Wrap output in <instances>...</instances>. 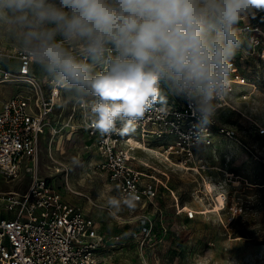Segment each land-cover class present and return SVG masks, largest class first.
I'll list each match as a JSON object with an SVG mask.
<instances>
[{"label": "clouds", "instance_id": "clouds-1", "mask_svg": "<svg viewBox=\"0 0 264 264\" xmlns=\"http://www.w3.org/2000/svg\"><path fill=\"white\" fill-rule=\"evenodd\" d=\"M256 10L264 0H0V26L101 133H122L163 91L211 123Z\"/></svg>", "mask_w": 264, "mask_h": 264}, {"label": "built area", "instance_id": "built-area-1", "mask_svg": "<svg viewBox=\"0 0 264 264\" xmlns=\"http://www.w3.org/2000/svg\"><path fill=\"white\" fill-rule=\"evenodd\" d=\"M242 30L253 47L264 51V30L259 23L247 22ZM3 58L10 60V65L0 64V82H14L19 90L0 110V174L17 178L28 171L31 181L26 190L3 195L0 264H119L118 250L136 246V240L146 239L153 232L147 208L155 203L158 190L136 166V161L142 162L136 151L148 147L172 165L188 169L196 165L204 170L207 160L199 151L212 146L217 135L235 138L237 134L234 127L218 124L216 117L209 124L202 123L185 99L167 91L131 124L129 131L101 133L85 117L83 105L70 100L61 87L46 78L19 45L9 50L0 48ZM245 82L233 60L230 91L221 97L219 107L235 93V84ZM116 127H121L119 121ZM80 132L99 157L95 168L106 174L118 197L131 194L136 198L132 208L144 209L132 216L131 220H138L129 223L127 230L111 238L89 209L84 210L56 189L49 177L40 174L41 136L47 134L50 152ZM58 169L68 175L70 192L86 196L71 187L67 167Z\"/></svg>", "mask_w": 264, "mask_h": 264}, {"label": "rangeland", "instance_id": "rangeland-1", "mask_svg": "<svg viewBox=\"0 0 264 264\" xmlns=\"http://www.w3.org/2000/svg\"><path fill=\"white\" fill-rule=\"evenodd\" d=\"M259 11L242 21L241 29L250 22L259 23L264 30V12ZM10 33V28L0 26L1 49L19 45ZM243 34L245 44L234 62L246 82L235 84V93L216 115L218 124L236 129V137L217 135L212 146L199 151L207 160L204 170L193 163L194 168L189 169L172 165L148 147L136 151L142 161H136V166L158 190L155 203L147 208L153 232L136 240V247L130 245L118 263L264 264V51L253 47L248 34ZM0 64L8 66L10 60L0 59ZM17 87L14 82L0 84V106ZM80 133L50 152L47 134L41 136L40 174L84 210L89 209L111 238L137 221L131 220L132 216L144 209H109L107 201L118 197L117 190L106 174L95 168L99 157ZM63 166L70 170L71 187L92 202L70 192L68 175L58 169ZM30 181L28 171L17 178L0 174V210L4 193L24 191Z\"/></svg>", "mask_w": 264, "mask_h": 264}, {"label": "crops", "instance_id": "crops-1", "mask_svg": "<svg viewBox=\"0 0 264 264\" xmlns=\"http://www.w3.org/2000/svg\"><path fill=\"white\" fill-rule=\"evenodd\" d=\"M4 59V58H3ZM5 83H10V82H0V84H5ZM18 88V87H17ZM18 90H19V88L15 91V92H13L12 94H10L3 102H2V104H1V106H0V110L2 109V106H3V103L6 101V100H8L10 97H12L16 92H18ZM127 228H129V227H126V228H124L123 230H126ZM128 247H130V245L129 246H125V247H123V248H121L120 250H118L117 251V253H116V260H118V261H121L122 259L121 258H119L120 256L122 257V256H124V252L127 250V248ZM136 247V246H135ZM118 254V255H117ZM120 264V263H119Z\"/></svg>", "mask_w": 264, "mask_h": 264}]
</instances>
